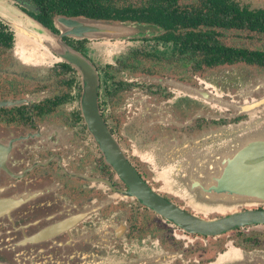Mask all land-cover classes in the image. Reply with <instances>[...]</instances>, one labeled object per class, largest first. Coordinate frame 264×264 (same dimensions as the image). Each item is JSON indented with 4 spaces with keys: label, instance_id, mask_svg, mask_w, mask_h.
I'll return each mask as SVG.
<instances>
[{
    "label": "flooded vegetation",
    "instance_id": "1",
    "mask_svg": "<svg viewBox=\"0 0 264 264\" xmlns=\"http://www.w3.org/2000/svg\"><path fill=\"white\" fill-rule=\"evenodd\" d=\"M0 1H12L23 16L42 23L41 10L32 2ZM125 5L154 32L118 39L62 37L97 73L98 113L120 155L150 191L202 221L264 213V199L232 200L228 211L193 207L199 205L165 190L164 162L153 165L146 160L150 155L158 159L164 149L176 156L207 140L202 134L210 130L251 118L264 124V82L259 79L264 57L219 61L201 48L208 43L206 37L234 48L222 43L224 32L264 37L254 29L264 27V17L249 16L264 8L251 9L234 0H130ZM216 8L220 16H227V24L203 23L202 16ZM56 18L46 21V27L60 36ZM0 21L9 28L0 26V104L34 98L0 106V127L37 135L9 166L19 200L7 201L0 211V264H136L145 258L167 264H214L232 251L264 256V238L259 239L264 237V223L205 234L183 228L143 204L85 120L83 82L76 68L48 44L45 48L41 35L32 41L48 57L28 55L23 62L10 63L20 34ZM94 43L101 47L92 49ZM99 48L107 53L95 55ZM235 68L248 70L238 74L243 82L235 72L227 73ZM220 71L221 77H213ZM260 230L254 235L259 241L253 232Z\"/></svg>",
    "mask_w": 264,
    "mask_h": 264
},
{
    "label": "water",
    "instance_id": "2",
    "mask_svg": "<svg viewBox=\"0 0 264 264\" xmlns=\"http://www.w3.org/2000/svg\"><path fill=\"white\" fill-rule=\"evenodd\" d=\"M31 22L37 27L34 30L37 32L34 33L41 35L39 34L41 30L45 32L46 34L43 36L55 45L59 56L74 66L79 72L83 82L81 108L85 120L117 171L130 184L143 204L162 216L173 220L183 228L205 234L220 233L234 226L264 223V213L257 212L233 214L227 219L212 222H205L190 216L150 191L125 162L123 156L120 155L115 140L107 131L98 113L96 104L98 90L97 73L84 56L62 41V37L70 36L86 39L126 38L150 32L151 30L148 27L140 24L88 20L82 17H57L56 23L61 31V35L57 36L40 23L34 20ZM32 99L34 98L27 97L19 101L3 102L0 106L21 105L28 103ZM241 127L231 126L204 132L202 136L208 137L207 140H210V142L204 138L195 147H187L181 150V153L173 156V163L176 161L180 162L176 170L180 172L181 169H185L181 173L174 174L172 172L171 174L174 177L173 189L182 198L199 205L197 207H202V209L219 208L225 211L233 209L232 205H230L232 200L251 201L264 199V132L262 130L260 132V129L259 131L251 130L248 126ZM36 137V134L27 133L24 130L0 127L1 212L6 208L5 203L7 201L19 200L18 196L14 195L18 192V187L13 181L14 176L9 166L11 162L13 163L18 158L16 154L21 155L25 146L33 143ZM167 151L168 149H164L163 153ZM214 152H231L232 156L230 158H219L218 156L217 158L212 154ZM189 159L197 162H193L189 167L183 168L182 166L186 165L181 164V162H187ZM161 161L164 162L163 159ZM168 166L165 164L166 169ZM136 264L163 263L145 258ZM214 264H264V256L240 255L232 251Z\"/></svg>",
    "mask_w": 264,
    "mask_h": 264
},
{
    "label": "rangeland",
    "instance_id": "3",
    "mask_svg": "<svg viewBox=\"0 0 264 264\" xmlns=\"http://www.w3.org/2000/svg\"><path fill=\"white\" fill-rule=\"evenodd\" d=\"M234 1L241 3V4L247 6L251 9L264 8V0H234ZM0 18L4 21V23L8 24L10 26L11 30L14 32H15V28H17V26H19V25L21 27H23L27 31L28 34L37 32V31H34V30H36L37 27L34 25V23L31 22L33 20L26 17V16H23L21 13H19L17 11V8L14 7L12 1H0ZM142 26H145V25H142ZM145 27H148L149 30L152 31L151 27H149V26H145ZM151 31L148 33H144V34L148 35V34H151L154 32V31L153 32H151ZM39 34H41L43 36L46 33L41 30L39 32ZM138 35H143V34H138ZM138 35H134V36H138ZM250 35L251 34H249V33L244 34V33H238V32H235V33L234 32H224L223 37H221L220 39H221L222 43L225 44L226 46H230V47H234V48L241 47V48H245V49H248L251 51H258L259 50V51L264 52V42L259 43L262 39H264V37L250 36ZM19 39L21 42L22 41L21 38H19ZM32 39H34V38H27L26 40H23V42L27 41L26 44L20 43L19 41H17V45L15 44L16 46H14V48L10 51V63H12V62L14 63L16 61L23 62V56H28V55L29 56L34 55L38 58L41 56H47V57L49 56V53L44 48H41L40 46H38L36 44L37 42L36 43L33 42ZM99 39H110V38H93L90 40H99ZM114 39H116V38H114ZM45 40L47 41L48 46H50L51 48H53L57 52L55 45L51 41H49L48 39H45ZM45 40H42V42L45 43V48H46L47 43ZM90 47L92 49H97L98 47H101V44L100 43L99 44L94 43L92 46L90 45ZM108 51H109V49H108ZM105 53H107V50H104L102 48H99V50H95V55L105 54ZM49 58L50 59H48V60H49V62H51L52 58L51 57H49ZM29 66H32V65H29ZM35 66H37V65H35ZM33 69H37V68H33ZM247 71L248 70H241V69L235 68V69L227 70V73L235 72L237 74L238 80L240 82H243L238 77V74H245ZM212 75H213V77H221L222 72L220 71V72L214 73ZM259 79H261L260 81L264 82V74L260 75ZM154 82H156V81H154ZM253 120H255V118H251L249 121L240 122V123L235 124L233 126H238V127L242 126L241 128L248 126V128H250L251 130L259 131V129H260V132H261V130H262V132H264V124H262V122L259 120H255V121H253ZM229 127H231V126H229ZM195 146H187V147L192 148ZM214 153H218V152H214ZM214 153H212V154H214ZM218 156H219V158H230L232 156V153L231 152L218 153ZM173 158H174L173 156H170L167 154H165V155L162 154V156L159 157L158 159H157L156 155H153V156L150 155V158H146V160H147V162L152 163L154 165L153 161L156 162V161H160L163 159L164 163L169 165L168 168L166 169V171H163V169L161 168L162 171L164 172L162 175V177H163L162 180L164 181L163 182L164 186H166L165 190H168L171 194L175 195L176 197L181 198L182 200L188 201V203L191 204V201H189L188 199L182 198L180 196V194L177 193L173 189L174 188V186H173L174 177L171 174H172V172H174V174H177L179 172L178 170H176V167L178 166V163H180L179 161H176L173 163V161H174ZM193 162H195V160L189 159L187 162H184V161L181 162V164H185L186 166L183 165L182 167L186 168V167H189L190 165H192ZM216 163H218V162L216 161ZM183 171H185V169H181L179 173H181ZM193 207H197V206H193ZM253 233H254L253 237L256 238L254 235H257V236L260 235L261 230L253 232ZM263 238L264 237H262L260 235L259 239H263ZM221 239L223 241L224 238H221ZM256 239L259 240L258 237ZM219 250H222V247H220ZM159 263L167 264L166 261H163V262L159 261Z\"/></svg>",
    "mask_w": 264,
    "mask_h": 264
},
{
    "label": "trees",
    "instance_id": "4",
    "mask_svg": "<svg viewBox=\"0 0 264 264\" xmlns=\"http://www.w3.org/2000/svg\"><path fill=\"white\" fill-rule=\"evenodd\" d=\"M33 3L34 9L38 8L41 10L43 27H46L50 18L63 17V18H85L88 20L102 21V22H113V23H128V24H140L138 16L135 14L133 9L125 5L130 0H28ZM209 1V0H208ZM221 9L216 8L212 10V14L202 16L203 23L207 24H227V16H220ZM250 17L260 18L264 17V12L258 11L251 13ZM143 17V15H142ZM246 18V17H245ZM45 19V21H44ZM241 20V19H240ZM137 21V22H136ZM3 29H9L7 26L1 24ZM258 24V22H252ZM142 25V24H140ZM48 26V25H47ZM258 26V25H256ZM254 29H260L264 32V27H255ZM11 31V30H10ZM12 32V31H11ZM12 36L9 35L8 41H11ZM208 43L203 44L201 47L206 56H210V59H218L219 61L230 60L238 57H264V53L260 51H250L226 48L219 43L212 42V38H205Z\"/></svg>",
    "mask_w": 264,
    "mask_h": 264
},
{
    "label": "bare ground",
    "instance_id": "5",
    "mask_svg": "<svg viewBox=\"0 0 264 264\" xmlns=\"http://www.w3.org/2000/svg\"><path fill=\"white\" fill-rule=\"evenodd\" d=\"M17 28L19 30L20 38H21L22 41L26 40L30 36H32L31 38H34L35 36H37V34H35V33H29L28 34L26 30H23V29L20 28V25L17 26ZM42 38H45V37H42Z\"/></svg>",
    "mask_w": 264,
    "mask_h": 264
}]
</instances>
